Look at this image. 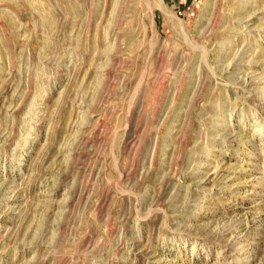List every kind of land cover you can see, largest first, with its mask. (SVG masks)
I'll return each mask as SVG.
<instances>
[{"label": "rangeland", "instance_id": "rangeland-1", "mask_svg": "<svg viewBox=\"0 0 264 264\" xmlns=\"http://www.w3.org/2000/svg\"><path fill=\"white\" fill-rule=\"evenodd\" d=\"M0 264H264V0H0Z\"/></svg>", "mask_w": 264, "mask_h": 264}]
</instances>
